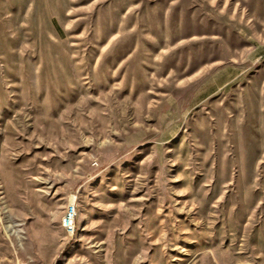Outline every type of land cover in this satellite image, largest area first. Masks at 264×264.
Segmentation results:
<instances>
[{"label": "rangeland", "instance_id": "374dc122", "mask_svg": "<svg viewBox=\"0 0 264 264\" xmlns=\"http://www.w3.org/2000/svg\"><path fill=\"white\" fill-rule=\"evenodd\" d=\"M0 264H264V0H0Z\"/></svg>", "mask_w": 264, "mask_h": 264}, {"label": "built area", "instance_id": "2783aa9c", "mask_svg": "<svg viewBox=\"0 0 264 264\" xmlns=\"http://www.w3.org/2000/svg\"><path fill=\"white\" fill-rule=\"evenodd\" d=\"M77 214H78L77 206L73 201L68 205L65 215L62 219V225L65 231L70 235H73L76 230Z\"/></svg>", "mask_w": 264, "mask_h": 264}]
</instances>
